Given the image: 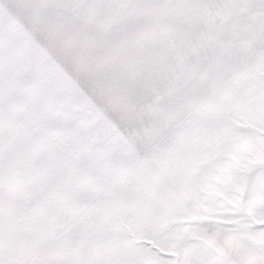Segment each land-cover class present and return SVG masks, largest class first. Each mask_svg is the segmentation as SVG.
I'll use <instances>...</instances> for the list:
<instances>
[{
    "label": "snow or ice",
    "instance_id": "obj_1",
    "mask_svg": "<svg viewBox=\"0 0 264 264\" xmlns=\"http://www.w3.org/2000/svg\"><path fill=\"white\" fill-rule=\"evenodd\" d=\"M0 264H264V0H0Z\"/></svg>",
    "mask_w": 264,
    "mask_h": 264
}]
</instances>
